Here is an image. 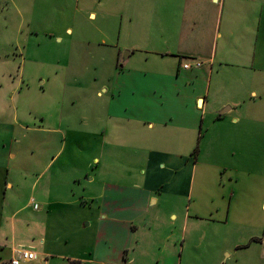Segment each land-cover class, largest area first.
<instances>
[{"label":"crops","instance_id":"crops-1","mask_svg":"<svg viewBox=\"0 0 264 264\" xmlns=\"http://www.w3.org/2000/svg\"><path fill=\"white\" fill-rule=\"evenodd\" d=\"M6 3L11 4L16 18L3 22L0 28L10 27L17 43L21 37L27 40L51 27L48 31L51 39L63 44L64 49L69 48L68 52L60 53L62 57L59 56L56 66L63 74H74L78 65L80 69L75 74H111L110 85L97 87L93 93L101 101L107 97L105 118L113 123V128L118 125L113 131H122L131 124L143 128L145 133L158 131L153 145L152 138L148 140L145 134L142 137L138 134L140 140L136 145L122 142L110 151V154L117 151L125 155L132 149L135 155L147 154L149 163L152 156H157L159 164H163L158 167L160 176L156 184L149 179L138 186L125 182L104 184L94 197L102 202L104 216L92 250L93 257L87 261H72L142 264L140 257L147 252L144 241L152 235L150 239L155 241L157 252L147 264H187L184 256L187 235L191 233L189 204L179 217L176 213H171L167 219L163 213L155 216L158 227H154V222L144 225L152 230L149 235L141 233L143 228L139 224L149 215L148 203L159 204V197L163 195L185 196L188 203L189 198L192 199L191 183L184 184V180L179 183L175 177L168 181L164 175L170 171L176 177L184 173L190 160L186 156H193L198 149L202 122L207 115L212 116L214 110L228 108L224 114L217 113L224 123L217 138L231 141L230 134L234 135L243 122H250L252 130L236 143L244 139L248 148L251 144L252 152L254 148L256 152L264 149V130L260 132L257 127L264 113V0H7ZM69 9L78 15L74 17ZM45 15L50 18L47 20ZM152 21L159 28L150 29ZM131 34L142 36L139 44L134 41L129 43L131 47H124L129 50L125 60L133 59V65L119 67L121 38L127 35L128 42ZM148 41L155 44L154 51L145 49ZM108 44L112 46L107 55L94 50L95 46L105 49ZM196 62L201 64L199 68L194 66ZM184 64L191 67L183 69ZM78 86L83 89L82 85ZM220 92L223 99L215 100L214 96ZM230 127L232 132L227 130ZM108 129L98 124L99 133ZM8 131H0V237L7 232L1 226L7 219L6 212L13 223L21 211L6 200V192L13 188L8 181L12 142ZM50 131L62 133L61 128ZM94 162L98 163V159ZM47 167L44 171L50 172L51 165ZM36 181L38 183L39 179L32 184L34 190ZM47 182L46 188L50 190L51 180ZM47 190L39 197L43 203L49 199ZM229 209L230 206L225 209V220L229 218ZM249 213L247 216L256 231L247 244L241 243L235 248L252 251L248 254L250 259L245 260L246 252H242L244 256L239 259L237 249L226 248L223 253L229 254L224 262L219 260L217 264L233 261L264 264V200L259 204V211ZM180 231L184 237L180 238L179 248ZM253 240L258 243L254 254ZM18 251L0 245V264L14 258ZM7 253L12 256L9 260V256L3 257ZM35 254L38 258L39 253ZM43 260L42 264H47L46 259Z\"/></svg>","mask_w":264,"mask_h":264},{"label":"rangeland","instance_id":"rangeland-1","mask_svg":"<svg viewBox=\"0 0 264 264\" xmlns=\"http://www.w3.org/2000/svg\"><path fill=\"white\" fill-rule=\"evenodd\" d=\"M6 1L0 0V24L16 18L11 4ZM69 10L74 17L78 15L75 10ZM45 17L48 20L50 15ZM149 25L152 30L158 27L153 21ZM50 30L48 27L45 33L33 34L25 45L27 40L23 37L17 43L11 36L10 27L0 28V131L9 130L12 134L8 181L13 188L6 192V200L8 204L13 203L15 210H21L13 222L14 227L6 212L7 219L1 226L7 232L0 237V245L39 253L32 264H42L43 258L47 264H69L72 260L87 261L93 257L92 250L104 216L102 202L94 197L102 186L120 182L138 186L146 179L156 184L160 176L158 167L163 164H159L157 156H152L149 163L147 154L135 155L132 149L125 155L117 151L110 154L122 142L136 145L140 140L138 134L141 137L145 134L148 140L152 138L153 145L158 131L145 133L136 124L113 131L118 125L113 128V123L105 118L107 97L101 101L93 93L97 87L110 85L111 74H75L79 65L74 74H63L56 66L60 53L68 52L69 48L64 49L63 44L53 41ZM126 36L120 41L119 67L133 65V59L125 60L124 54L129 50L124 47H131L129 43L134 41L139 44L142 39L131 34L127 42ZM108 45L105 49L95 46L94 50L107 55L112 44ZM145 47L155 50L151 41ZM214 98L223 99V92ZM222 109L214 110L213 115H207L202 122L197 139L199 150L196 149L193 156H186L190 160L184 173L178 177L173 171L164 175L168 181L175 177L179 183L183 180L184 184L191 183L190 202L185 196L163 195L159 197V204L148 203L149 215L139 224L145 231L141 230L142 234L152 233L144 225L153 224L155 216L163 213L167 219L171 213H176L179 217L189 204L191 233L187 235L184 256L187 264L224 262L229 252L223 253V249L247 244L256 231L247 215L250 211H259V204L264 200V149L256 152L254 148L252 152L251 144L248 148L244 139L236 143L252 130L250 122L238 126L234 135L230 134L231 141L222 142L217 138L224 124L217 115ZM263 120L264 113L257 126L260 132L264 130ZM98 124L109 129L99 133ZM8 125L10 128H6ZM52 128H61L62 133H52ZM227 130L232 132L233 128ZM96 158L98 163L94 162ZM48 164L50 172L44 171ZM36 179L39 181L34 190L32 184ZM48 180H51L50 190L46 188ZM46 190L50 191L49 199L43 203L39 197ZM229 206V218L225 220V209ZM177 224L180 226V219ZM153 225L158 227L155 222ZM181 237H184L182 231L179 239ZM150 238L144 241L147 252L140 257L142 264L151 262L157 252L155 241ZM252 242L254 254L258 243ZM181 243L180 239L179 248ZM235 249L239 259L244 256L242 252H246L245 260L250 259L248 254L252 251ZM8 256L9 260L12 256L3 254L5 259ZM233 263L240 264L239 261Z\"/></svg>","mask_w":264,"mask_h":264},{"label":"built area","instance_id":"built-area-1","mask_svg":"<svg viewBox=\"0 0 264 264\" xmlns=\"http://www.w3.org/2000/svg\"><path fill=\"white\" fill-rule=\"evenodd\" d=\"M196 68H199L201 66L200 63L196 62L194 64ZM191 66L189 64H184L182 66L183 69H189ZM37 206H35L36 208ZM37 256L35 252L30 251V250H19L15 257L10 259L7 263L4 264H23V263H29L34 260H36Z\"/></svg>","mask_w":264,"mask_h":264},{"label":"water","instance_id":"water-1","mask_svg":"<svg viewBox=\"0 0 264 264\" xmlns=\"http://www.w3.org/2000/svg\"><path fill=\"white\" fill-rule=\"evenodd\" d=\"M127 55H128V52H125V54H124V58H126ZM226 112H228V108H226L225 110H223V111L221 112V114H224V113H226Z\"/></svg>","mask_w":264,"mask_h":264},{"label":"trees","instance_id":"trees-1","mask_svg":"<svg viewBox=\"0 0 264 264\" xmlns=\"http://www.w3.org/2000/svg\"><path fill=\"white\" fill-rule=\"evenodd\" d=\"M69 264H79L78 262L71 261Z\"/></svg>","mask_w":264,"mask_h":264}]
</instances>
